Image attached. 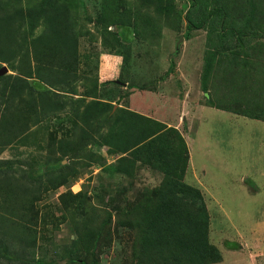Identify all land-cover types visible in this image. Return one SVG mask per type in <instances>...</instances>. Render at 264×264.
<instances>
[{"label":"trees","instance_id":"obj_1","mask_svg":"<svg viewBox=\"0 0 264 264\" xmlns=\"http://www.w3.org/2000/svg\"><path fill=\"white\" fill-rule=\"evenodd\" d=\"M137 1L140 6L136 12L122 10L126 0L93 2L95 18L85 16L96 29L102 30L104 47L113 50L117 56H123L125 62L132 54V48L126 47V42L132 44L138 39V21L144 23L143 31L158 27L149 18L151 13L174 30H178L181 22L175 7L176 0ZM223 2L226 6L223 10L215 8L207 14L209 0H191L194 11L187 17L189 29H201L208 18L217 19L209 31L212 36L208 37L203 90L209 95L210 78L221 69L219 65L230 58L232 73L228 74L231 78L229 84L235 80L239 86L229 89L228 93L235 99L238 109L228 106L229 101L226 108L264 122V85L258 84L260 72L264 71L260 67L262 58H259L264 53V43H252L264 35L257 33L259 26L256 25H251L250 29L231 26L234 24H231V11H245L256 6L259 0H221ZM85 6V0H0V68L7 64L15 73L0 79V156L14 143L28 144L29 123L35 126L44 120L51 123L53 117L70 110L67 122L72 130H62L65 136L59 139V130L55 129L50 135L52 141L46 147L36 139L31 142L38 144L40 149L47 148L48 159L44 157L46 161L43 164L46 169L41 170L48 175L45 185L35 188L30 180H22L33 178V168L28 176L17 177L10 173L11 168L5 170L0 167V264L38 263L34 257L29 258L35 253L29 249L36 246L38 228L42 224L45 226L48 215L60 219L56 228L65 221L73 224L76 239L61 251V258L69 264H98V252L118 244L123 228L131 232L128 241L130 256L126 257L128 264L223 262L222 252L211 242V215L204 194L187 179L190 152L184 139L185 131L180 132L128 107L116 109L112 100L102 95L103 88L100 89L98 78L92 81L91 87L87 86L91 78L82 71L85 62L80 39L86 37L93 41L97 38L89 31L83 32L80 25V15L86 13ZM192 14L200 16L193 19ZM175 19L177 25H170V22L175 23ZM111 25L116 27L115 31L110 30ZM39 28L43 30L37 34ZM214 34L217 35L214 37ZM214 46L217 47L215 52L211 51ZM240 48L243 51H237ZM232 49L236 50L233 57L223 54ZM236 76L240 79H234ZM82 77L86 87L82 97L76 102L69 101L66 98L69 96L64 94L77 95L75 85ZM107 84L101 85L105 87ZM241 86L255 88L254 94ZM61 87L64 94L59 92ZM114 88L119 90L118 86ZM88 98L91 100L87 101ZM216 106L220 105L216 102ZM57 122L54 127L64 124L63 119ZM103 126L107 127L106 132ZM91 145L106 147L115 163L106 165L105 160L90 149ZM69 158L84 162L96 158L104 162L109 177H121L114 188L115 193L104 189L99 196L101 203L108 201L106 205L112 206L101 222L97 213L99 208L90 203L92 197L89 192L81 189L74 193L71 190L80 179ZM64 160L69 163L63 165ZM5 163L13 164L12 161ZM145 169L156 180V185L136 190L139 174ZM14 180L16 191L30 192L25 200H20L18 194L20 204L10 201L11 196H7ZM62 187L68 189L58 197L64 214L57 218L54 213L47 212L39 220L37 207L41 196L36 190L50 193ZM77 216L81 218L77 219ZM112 221H116L114 228L111 227ZM12 231H17V234ZM5 236L16 241L17 247L4 239Z\"/></svg>","mask_w":264,"mask_h":264},{"label":"rangeland","instance_id":"obj_2","mask_svg":"<svg viewBox=\"0 0 264 264\" xmlns=\"http://www.w3.org/2000/svg\"><path fill=\"white\" fill-rule=\"evenodd\" d=\"M98 1L100 0H85L86 13H81L79 20L83 32L89 31L97 38L93 41L86 37L80 39L81 53L85 62L82 71L91 78L87 86L91 87L92 81L98 78L100 89L103 88L102 95L111 99L116 109L128 107L133 111H142L151 118L163 123L169 122L173 124L171 127L185 131L184 139L190 152L187 179L204 194L211 215V242L224 257L223 262L219 264H264V122L250 119L236 113L238 111L226 108L229 101L228 106L238 109L234 104L235 99L230 97L231 93H228L229 89L239 86V82L235 80L229 84L231 78L228 74L232 73L230 58L224 60L225 62L219 65L221 69L210 78L209 95L203 90L202 74L208 53L207 43L208 37L212 36L209 31L215 26L213 22L217 19L208 18L201 29H189L187 17L191 11H194L191 0H176L175 7L181 17L178 30L172 29L158 20L156 14L151 13L149 18L158 26L157 29L143 31L144 23L138 21V39L131 41L132 44L126 42V47L132 48V54L129 61L125 62L123 56H117L113 50L104 47L102 30L96 29L87 19L95 18L93 2L99 4ZM138 3L137 0H126L122 10L136 12L140 6ZM209 3L207 14L215 8L223 10L226 7L225 2L221 3V0H209ZM231 14L233 18L231 24L234 22L231 26H239V28L246 26L250 29L251 25H256L259 26L257 33L264 35V0H259L256 6L245 11L238 13L231 11ZM192 16L195 19L200 15L192 14ZM244 16L248 17L246 18L248 21L243 19ZM177 23L175 19V23L170 22V25ZM111 26L110 30L115 31L116 27ZM42 30L39 28L36 33L39 34ZM216 35L214 34V37ZM255 42L258 45L263 44L264 38L258 37L252 43ZM217 45L215 43V46ZM215 46L211 51H217ZM235 51L232 49L223 54L233 57ZM237 51L241 52L243 48ZM85 55L88 57L84 58ZM103 56L105 57L102 58ZM259 58H262L260 67L264 68V53L260 54ZM4 65L8 67L7 64ZM260 73L261 79L258 84L264 85V71ZM8 74L15 73L9 70ZM83 79L84 77L80 78L75 85L77 95L64 94L63 87L58 88L59 92L69 96L66 97L69 101L76 102L86 89ZM101 79L108 80L101 81ZM234 79L240 78L236 76ZM112 81L114 84H107ZM101 84L107 86L103 87ZM1 85L0 83V88ZM116 86L119 90L114 88ZM241 87L254 94L255 88ZM216 102L220 106H216ZM0 110L2 111V108ZM70 113V110L62 112L58 117H53L51 123L48 122L49 120H44L37 126L29 123L28 144L20 145L18 142L7 147L0 156L2 161L0 167L5 170L11 168L10 173L17 177L28 176L33 168L35 169L33 178L22 180H30L31 186L35 188L41 184L45 185L48 175L41 170L45 168L43 164L48 156L47 148L40 149L38 144L34 145L31 142L36 139L46 147L52 141L50 135L55 129L59 130L57 137L64 138V131L72 132L67 122ZM62 119L64 124L58 128L54 127L58 123L57 120ZM103 128L106 132L107 127L103 126ZM72 137L74 138L73 135ZM90 149L102 157L106 165L115 163V159L108 155L106 147L91 145ZM69 159L74 163L73 166L77 169L80 179L73 184L71 190L74 193L81 189L89 192L92 197L90 203L99 208L97 213L101 222L112 206L106 205L108 201L105 204L101 203L98 200L99 196L103 194L104 189H110L115 193L114 188L120 183L121 177H109L104 162L96 158L89 162ZM6 161H12L13 164H7ZM65 161L63 165L69 163L68 160ZM40 165L42 166L39 167ZM147 173L146 169L140 172L136 190L152 188L156 185V180ZM16 186L14 180L10 184L12 187L10 195L7 196H11L10 201L20 204L21 201L17 199L18 194L20 200H25L30 196V192L16 191ZM67 190L66 187L50 193L36 190L41 196L37 207L39 220H42L47 212L54 213L57 218L64 214V211L60 210L58 197ZM1 200L4 198L1 197ZM80 218L77 216V219ZM57 220L60 219L48 215L45 226L42 224L38 228L36 246L29 249V252L35 251L33 255H29V258L34 257V260L38 261L37 264H69L61 258V251L65 245L76 239V235L71 222H61L56 228ZM115 223L116 221H112V228L115 227ZM12 232L17 234V231ZM130 236L131 232L123 228L118 244L98 252V264H128L126 257L130 256L128 246ZM4 239L17 247L16 241L13 242L8 236ZM27 256L26 253L25 257Z\"/></svg>","mask_w":264,"mask_h":264},{"label":"water","instance_id":"obj_3","mask_svg":"<svg viewBox=\"0 0 264 264\" xmlns=\"http://www.w3.org/2000/svg\"><path fill=\"white\" fill-rule=\"evenodd\" d=\"M9 73V68L7 66H2V68H0V79L1 77H3L4 75ZM66 162L65 160L63 161V163Z\"/></svg>","mask_w":264,"mask_h":264},{"label":"crops","instance_id":"obj_4","mask_svg":"<svg viewBox=\"0 0 264 264\" xmlns=\"http://www.w3.org/2000/svg\"><path fill=\"white\" fill-rule=\"evenodd\" d=\"M105 56H103L102 58H104ZM103 80H108V79H101V81H103ZM118 80V79H117ZM136 112H140L141 114H143V115H146V116H148L149 117V115L147 114V113H144V112H142V111H136ZM154 119V118H153ZM165 124H167L169 127H171V125H173V124H170L169 122H165ZM175 128H177V129H179L178 127H175ZM180 130V132H181V129H179Z\"/></svg>","mask_w":264,"mask_h":264},{"label":"clouds","instance_id":"obj_5","mask_svg":"<svg viewBox=\"0 0 264 264\" xmlns=\"http://www.w3.org/2000/svg\"><path fill=\"white\" fill-rule=\"evenodd\" d=\"M78 183V182H77ZM78 186V185H77ZM72 189V188H71Z\"/></svg>","mask_w":264,"mask_h":264}]
</instances>
